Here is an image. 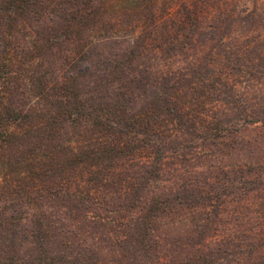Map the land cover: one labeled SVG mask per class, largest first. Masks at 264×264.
Here are the masks:
<instances>
[{
	"label": "trees",
	"instance_id": "obj_1",
	"mask_svg": "<svg viewBox=\"0 0 264 264\" xmlns=\"http://www.w3.org/2000/svg\"><path fill=\"white\" fill-rule=\"evenodd\" d=\"M0 264H264V3L0 0Z\"/></svg>",
	"mask_w": 264,
	"mask_h": 264
},
{
	"label": "rangeland",
	"instance_id": "obj_2",
	"mask_svg": "<svg viewBox=\"0 0 264 264\" xmlns=\"http://www.w3.org/2000/svg\"><path fill=\"white\" fill-rule=\"evenodd\" d=\"M260 2L264 3V0H260ZM186 222H188V221H186ZM182 224H185L184 220H183V222H181V224H178V223H176L174 225L170 224V226H169L170 228H164V230H163L164 236L172 237V236L177 235L178 233H182V229H183V228H181Z\"/></svg>",
	"mask_w": 264,
	"mask_h": 264
}]
</instances>
